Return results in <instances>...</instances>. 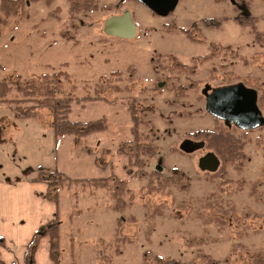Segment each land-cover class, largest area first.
Instances as JSON below:
<instances>
[{
  "label": "rangeland",
  "instance_id": "obj_1",
  "mask_svg": "<svg viewBox=\"0 0 264 264\" xmlns=\"http://www.w3.org/2000/svg\"><path fill=\"white\" fill-rule=\"evenodd\" d=\"M22 1L16 16L0 14L6 96L30 98L21 94L30 82L37 91L56 85L55 98L72 100L70 120L105 118V129L87 137H57V158L44 169L50 181H61L50 188L61 261L264 264V126H225L206 111L200 92L204 83L243 82L257 90L264 115V0H180L166 17L135 0H98L95 8L91 0ZM124 10L137 37H106L103 22ZM180 74L186 79L174 78ZM35 121L52 129L51 110L38 109ZM217 127L240 139V169L222 162L216 174L198 168V158L213 150L192 133ZM184 138L205 145L186 154L179 149ZM139 146L152 151L143 156V173L127 159ZM168 176L180 180L164 182ZM104 177L124 185L120 202L112 184L87 181Z\"/></svg>",
  "mask_w": 264,
  "mask_h": 264
},
{
  "label": "crops",
  "instance_id": "obj_2",
  "mask_svg": "<svg viewBox=\"0 0 264 264\" xmlns=\"http://www.w3.org/2000/svg\"><path fill=\"white\" fill-rule=\"evenodd\" d=\"M49 128L32 117L16 118L0 102V258L4 264H27L25 251L34 232L58 218L57 204L45 196L49 187L43 180L48 172L44 169H50L57 154ZM48 153L50 162H46ZM32 264H54L47 236L39 240Z\"/></svg>",
  "mask_w": 264,
  "mask_h": 264
},
{
  "label": "trees",
  "instance_id": "obj_3",
  "mask_svg": "<svg viewBox=\"0 0 264 264\" xmlns=\"http://www.w3.org/2000/svg\"><path fill=\"white\" fill-rule=\"evenodd\" d=\"M31 2L30 0H28ZM46 2L48 0H45ZM95 5L94 8L97 6L98 0H91ZM22 0H0V14L4 16V18L13 17L16 16L19 10L22 6ZM25 4V2H23ZM88 7L86 6L85 9ZM83 9V8H81ZM78 10V9H76ZM80 10V9H79ZM61 75V72H59ZM58 81V80H57ZM31 86V90L24 89L21 91V94H24L27 96V93L31 96L24 97V98H8L6 96V93H8V86L10 91V84L7 82L0 81V102L3 103L7 108H9L13 115L16 118H27L32 117L35 118L38 115V109L41 108H48L51 110V116H52V130L54 138L56 139L59 136L63 135H72L76 138H82L87 137L95 132L102 131L105 129V118H101L96 120L95 122H76L69 119V114L71 111V98H55L53 96L54 88L52 87H46L43 91H37L35 89V85L31 82L29 83ZM35 89V90H33ZM19 91V89H17ZM16 90V92H18ZM89 97V96H88ZM93 98H100V97H91ZM80 98H77L76 100L79 101ZM132 119H135L134 109L133 107L129 109ZM134 128H132L133 130ZM133 132V131H132ZM136 135V132H134ZM194 136H199L202 138H205L207 141V144L210 146V148L213 150V152L219 157V159L222 162V166L224 163H231L234 164L235 168L240 169L243 160H245V156L243 154L242 149V143L239 141L240 139L237 138L232 132H230L226 127L225 128H213V129H201L197 130L192 133ZM152 151L149 147L145 146H139L135 147V151L133 153H130L128 156V164L131 166H136L139 168L140 173H143V168L145 166V159L143 156H149L151 155ZM220 169V168H219ZM130 170L128 169L127 172ZM218 171V170H217ZM59 173L56 169L54 170V175L56 176ZM154 173L158 177L159 172L155 168ZM210 174H216V172ZM62 175V173H60ZM68 179V178H66ZM43 180L47 181L49 190L47 191L46 195L48 198L53 200L55 203H57V193L51 194L50 188L53 185L60 184V180H49V176L45 175ZM79 181L80 179H76ZM180 180L179 176H168L165 178L164 182L168 181H175L176 183ZM88 182L95 184L97 186L101 187H109V185H113L111 188V192L116 197V201L120 202L122 199L118 197L119 192L123 188L124 185L121 184V182L116 178L112 177H104V178H93V179H87ZM118 182L120 184L118 185ZM120 200V201H119ZM47 236L49 239V254L50 258L54 262V264H80L76 262H70V263H64L61 261L60 257V226L57 218H53L47 223H45L43 226H41L37 231L34 232L32 235L28 245L27 249L25 251V261L27 264L33 263V254L35 252V249L37 248L39 240ZM3 245V240L0 238V246ZM0 264H4L3 260L0 258Z\"/></svg>",
  "mask_w": 264,
  "mask_h": 264
},
{
  "label": "water",
  "instance_id": "obj_4",
  "mask_svg": "<svg viewBox=\"0 0 264 264\" xmlns=\"http://www.w3.org/2000/svg\"><path fill=\"white\" fill-rule=\"evenodd\" d=\"M122 0L121 2H123ZM159 17H166L175 10L179 0H135ZM103 33L121 40H132L136 37L137 27L132 21L130 11L125 10L120 16H111L103 23ZM205 97L206 111L219 119L227 127L235 126L241 130H253L264 126V116L257 104V91L247 87L243 82H236L211 88L208 84L202 90ZM203 140L195 141L184 138L179 149L191 154L204 147ZM160 160L156 169L161 171ZM220 159L208 151L198 158V168L205 172H216L220 167Z\"/></svg>",
  "mask_w": 264,
  "mask_h": 264
},
{
  "label": "flooded vegetation",
  "instance_id": "obj_5",
  "mask_svg": "<svg viewBox=\"0 0 264 264\" xmlns=\"http://www.w3.org/2000/svg\"><path fill=\"white\" fill-rule=\"evenodd\" d=\"M125 1V0H124ZM180 1V0H179ZM137 2V1H136ZM120 3H122V2H120ZM179 3V2H178ZM178 5V4H177ZM125 11V10H124ZM124 11H122L120 14H118V15H112V16H120V15H122V13L124 12ZM154 14V13H153ZM130 15H131V18H132V14H131V12H130ZM133 21V20H132ZM104 23V22H103ZM103 29V25H102V28H101V30ZM102 33H103V30H102ZM104 34V33H103ZM137 35H138V29H137V34H136V37H137ZM106 36V35H105ZM106 37H109V36H106ZM135 37V38H136ZM112 38H115V37H112ZM134 38V39H135ZM115 39H117V38H115ZM134 39H132V40H134ZM119 40H121V39H119ZM180 67H181V69L184 71V70H186V67L185 66H183V65H180ZM182 71V72H183ZM157 78V77H156ZM175 79H178V80H180V79H186L185 78V76L183 75L182 77H181V74H180V76L179 75H177L176 77H174ZM209 85L211 88H214L215 86H212L210 83H204L203 84V87H201L200 88V92H201V94L204 96V94L202 93V90L205 88V86L206 85ZM232 84V83H231ZM245 85V84H244ZM180 86V85H179ZM216 87H218V86H216ZM248 87V86H247ZM250 87V86H249ZM251 88H253V87H251ZM255 89V88H254ZM126 90H131V87H129L128 85L126 86ZM146 90V89H145ZM257 91V90H256ZM257 95H258V92H257ZM258 97H259V95H258ZM205 98V97H204ZM127 102H129V101H127ZM126 102V103H127ZM257 104H258V98H257ZM133 106L132 105H130V106H128L127 108H128V110L130 109V108H132ZM133 109H134V107H133ZM129 113H130V111H129ZM263 114V113H262ZM130 115H131V113H130ZM264 116V115H263ZM131 119V121H132V124H134L135 123V119H132V118H130ZM235 127V126H234ZM235 128H237V127H235ZM238 130H241V129H239V128H237ZM241 131H248V130H241ZM129 153H131V152H129ZM125 154H128V152L127 153H125Z\"/></svg>",
  "mask_w": 264,
  "mask_h": 264
}]
</instances>
